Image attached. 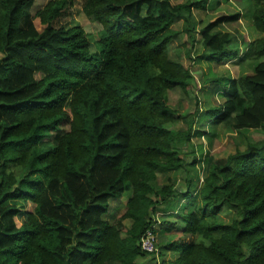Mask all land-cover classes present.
<instances>
[{"label": "trees", "instance_id": "16d2710c", "mask_svg": "<svg viewBox=\"0 0 264 264\" xmlns=\"http://www.w3.org/2000/svg\"><path fill=\"white\" fill-rule=\"evenodd\" d=\"M35 1L0 0V264H145L163 252L173 259L156 264H264V0H242L260 35L244 54L251 73L204 79L220 88L219 104L183 118L168 95H188L194 79L169 57L171 43L198 41L217 65L239 60L238 48H226L237 41L220 30L224 17L197 30L192 11L206 0H83L98 40L58 24L73 0H49L32 14ZM179 119L185 130L165 127ZM201 122L213 126L206 132ZM229 122L233 132L261 135L208 160L195 192L188 179L184 189L158 186V173L186 166L193 137L211 142ZM126 192L109 222L111 202ZM147 230L151 254L140 246Z\"/></svg>", "mask_w": 264, "mask_h": 264}, {"label": "rangeland", "instance_id": "374dc122", "mask_svg": "<svg viewBox=\"0 0 264 264\" xmlns=\"http://www.w3.org/2000/svg\"><path fill=\"white\" fill-rule=\"evenodd\" d=\"M49 0H36L34 6L32 7V14L37 10L43 9ZM215 2V4H213ZM242 0H232L228 3H224L223 0H206L204 9L193 10L192 16L197 23V30L200 31L202 28L206 27L209 23L214 22L219 17H224L225 21L222 24L220 30L222 33H230L235 37L237 41L234 44L226 46L230 49H239V60H233L225 65L215 64L209 57L212 52L206 50L203 45L197 41L198 34H196V41L191 48L187 40H184L181 36L180 39L173 41L169 47V57L172 60H177L183 67L192 75L194 79V86L192 91L188 95H182L180 91H172L168 95V106H170L179 117H186L190 113L196 116L203 115V112L209 107H216L219 104L217 95L220 92V88L217 87L216 83L204 84L202 81L206 78L212 76L222 77L224 82L228 79H236L239 76L250 74L252 71V66L250 62L244 59V54L246 48L250 42L257 39L260 36L252 28L248 14L243 12ZM82 4L83 0H73V4L70 9L66 12L65 16L60 20L58 24L67 27H81L87 35L92 36V38L100 39L103 38L102 29L97 23H89L82 14ZM213 6V7H212ZM212 7V8H211ZM239 14L237 20L231 23V16ZM185 17V14L182 15ZM38 31L42 28L35 23ZM190 53V54H189ZM191 57V59L189 58ZM236 61V62H235ZM207 124V125H206ZM213 124L206 122H201L199 125L195 126L198 129H203L208 132L209 128ZM168 130L175 133L178 130H185V124L183 120L179 119L176 123H169L165 126ZM67 129V128H66ZM218 134L215 139L211 142L207 140V137H203L201 140L193 137L191 141L186 146L185 157L186 166L178 171L169 172L166 174H157V184L160 186L163 183L170 182V184L175 186V189L185 188V179L192 182V190L195 192L204 174L207 171V161L209 163L213 161L221 162L228 155L233 154L235 151H242L246 147V137L255 139L260 137L261 132L250 131L246 135L238 134L231 130V122L225 126L217 127ZM194 133L196 130H193ZM55 134H53L54 136ZM50 146H52L50 144ZM49 148V147H48ZM193 158L196 160L195 165L192 164ZM210 158V159H209ZM129 193L126 192L124 197L120 200L111 202V208L109 214L106 216V220L113 222L118 220L119 216L123 211V205ZM192 208L196 204V200L190 202ZM165 209V208H164ZM163 207L156 206L155 210L157 212H162ZM33 206L27 205L25 209L21 210L18 215V219L21 223L24 222L23 211L32 212ZM174 209L179 215L182 210ZM185 212V211H184ZM178 216L174 220L177 219ZM221 219L228 221L230 218V213L228 211H223L221 213ZM178 228L173 229L170 234L176 235L178 233ZM165 234V233H163ZM162 237L161 233H157V241ZM173 241L178 240L179 236H170ZM180 242H188V239H179ZM179 245L176 244V248ZM173 259V255L168 252H163L159 258L158 255L155 256V261L147 260L145 264H156L161 263L165 260Z\"/></svg>", "mask_w": 264, "mask_h": 264}, {"label": "built area", "instance_id": "2783aa9c", "mask_svg": "<svg viewBox=\"0 0 264 264\" xmlns=\"http://www.w3.org/2000/svg\"><path fill=\"white\" fill-rule=\"evenodd\" d=\"M155 236L152 230H147L145 235L140 240V246L142 251L146 253H154L155 252Z\"/></svg>", "mask_w": 264, "mask_h": 264}]
</instances>
